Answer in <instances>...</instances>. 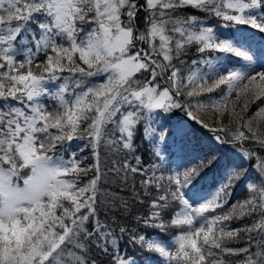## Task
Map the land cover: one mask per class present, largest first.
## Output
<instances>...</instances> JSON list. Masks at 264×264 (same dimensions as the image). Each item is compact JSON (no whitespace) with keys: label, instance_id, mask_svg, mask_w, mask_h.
Here are the masks:
<instances>
[{"label":"snow or ice","instance_id":"obj_1","mask_svg":"<svg viewBox=\"0 0 264 264\" xmlns=\"http://www.w3.org/2000/svg\"><path fill=\"white\" fill-rule=\"evenodd\" d=\"M234 25L264 35V0H0V264H140L128 247L159 253L167 264H228L225 256L264 264V155L244 146L264 152V134L252 127L264 107L245 117L246 98L237 111L242 95L264 97V46L254 49L238 28L221 30ZM193 45L201 55L187 61ZM222 86L219 97L194 99ZM179 112L254 161L256 176L244 181L249 197L227 212L206 215L228 203L239 167L225 166L210 196L192 191L204 160L163 174L170 147L184 148L174 137L187 133L169 127ZM225 113L234 129L222 122ZM138 135L155 157L150 166L138 154ZM74 140L87 141L89 164L77 152L56 153ZM112 182L131 187L132 201L104 187ZM144 200L150 211L134 215L133 203ZM244 216L255 218L225 224ZM185 226L167 246L143 234ZM241 233L245 245L229 246Z\"/></svg>","mask_w":264,"mask_h":264},{"label":"trees","instance_id":"obj_2","mask_svg":"<svg viewBox=\"0 0 264 264\" xmlns=\"http://www.w3.org/2000/svg\"><path fill=\"white\" fill-rule=\"evenodd\" d=\"M183 15H198L202 16L201 13L194 9H186ZM213 23H219L216 20H212ZM15 23V22H14ZM87 27V25H85ZM239 29L244 35L251 37L253 42V47L256 50H259L261 46H264V35H261L258 31L251 29L248 26H239L234 25L229 29H221L225 32L233 31L234 29ZM190 49L187 55L184 57L185 60L191 61L192 59L197 58L201 54L196 53L193 49ZM204 56L212 57V56H220L221 59L225 60V63L229 66H232L236 63V58L232 57L231 59L226 58L224 54L216 53V52H207L203 54ZM44 57L40 56L39 60L43 61ZM201 69L205 66L201 65ZM35 71V69H34ZM67 76L68 73L65 72L63 74ZM93 80L98 78H91ZM53 83L59 84L60 81H55ZM223 91V86L221 89H217L213 93H206L199 98L202 101H207L209 97H219L221 92ZM235 94L230 99L229 108H231V102L236 101L234 97ZM183 100V97H181ZM248 99V98H247ZM245 98L243 95L241 96L240 101L237 102V111H239V105L244 102ZM49 104H52L53 101L49 98L47 100ZM259 107H264V97L260 99H256L252 102L251 98L249 99V105L247 112L244 113L245 117H251L254 113L257 112ZM203 115H209L207 110L202 112ZM225 125H228L231 128H235L234 124L229 125V115L225 113L222 121ZM169 127L175 128H182L186 136L177 135L174 137V142L176 144H183L184 148L181 151L177 147H170V152L166 153V159L164 160L163 164L161 165L162 169L164 170L163 174L165 176L169 175L172 172L178 171L180 167V163L184 162L185 164L182 166V170L185 171L193 166L199 164L201 160L205 161V167L199 169V175L193 178V184L195 187L192 191L197 192L200 196H210L217 187L220 186V183L224 176L225 166H237L240 168V175L233 181V187H231L228 191L230 196L228 198V203L224 205L223 208H217L215 213H207L206 215H216L220 213H224L230 210L233 201L243 202L246 200L250 192L245 187V179L248 177L255 178L256 171L253 168L254 161H245L241 160L237 152L232 148L230 145H221L215 142L212 139L213 133H210L208 130L203 129L200 125L196 124L195 122L191 121L187 116L184 115L183 112H179L178 115H174L171 121H169ZM253 130L257 132L258 135L264 134V119L257 117L252 122ZM248 133L246 132V135ZM173 141H169L170 146L172 145ZM87 141L85 140H74L69 143H65L60 145L56 149V153L58 155H64L67 158V155L70 152H77L80 157H87L85 160V164H89L92 161V155L90 150L86 147ZM136 145L139 149L138 154L141 158L150 166L151 162L155 160V157L152 155L151 148L149 144L143 139L142 135L137 136ZM245 148H255L259 155H264V152H260L258 145L254 144L251 141L245 142ZM83 148V151H80ZM215 156L216 159L212 161L210 165L207 164V158L210 156ZM92 176V173H89L88 176L81 177V183L86 182ZM141 178L139 176L136 177V190H140L139 180ZM131 183V181L129 182ZM104 187L110 193L118 195L119 197L132 201V189L131 187H124L123 185L119 184L118 182H112L111 184L105 185ZM149 201L144 200L143 203H133L132 213L134 215H144L150 211L148 207ZM178 206L168 210L164 213L165 222H167L171 216L173 211H178ZM111 215V214H109ZM255 217L244 216L240 219H233L231 221H226L225 224L229 228H236L240 225L250 223V221ZM101 219H105L103 210L101 211ZM121 223H127V220H120ZM134 227V225H133ZM185 228H176L172 227L167 231H161L160 229H152L147 228L143 230V234H145L146 238H151L155 240H159L161 243L165 244L166 246L169 245L177 235H179L182 231H185ZM229 246L231 247H243L245 245V238L244 233H241L240 237L235 240L228 241ZM126 246V245H125ZM129 253L135 251V256L140 264H167V260L165 257L161 256L159 253L155 252H144L140 249H132L128 247L127 249ZM242 259V256H225V260L228 261V264H236V261Z\"/></svg>","mask_w":264,"mask_h":264},{"label":"rangeland","instance_id":"obj_3","mask_svg":"<svg viewBox=\"0 0 264 264\" xmlns=\"http://www.w3.org/2000/svg\"><path fill=\"white\" fill-rule=\"evenodd\" d=\"M260 70H264V68H262V69H260ZM234 97L236 98V96H234ZM243 97H244L245 99L248 98V100H249V99L251 98V94H249L248 97H245V96L243 95ZM180 168H181V167H180ZM180 172H183V170L181 169ZM170 244H171V243H170ZM170 244H169V245H170ZM171 250H172L173 253H174V252H175V247H172Z\"/></svg>","mask_w":264,"mask_h":264}]
</instances>
